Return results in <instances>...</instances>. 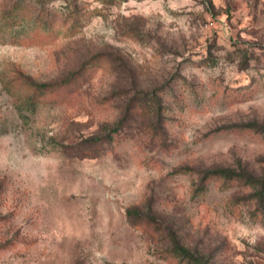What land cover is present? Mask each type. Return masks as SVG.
<instances>
[{"label": "rangeland", "instance_id": "rangeland-1", "mask_svg": "<svg viewBox=\"0 0 264 264\" xmlns=\"http://www.w3.org/2000/svg\"><path fill=\"white\" fill-rule=\"evenodd\" d=\"M14 1L18 23L0 21V264H186L161 254L172 235L207 264H264V212L233 201L246 187L192 194L206 168L264 167V137L221 128L264 124V0H0V14ZM92 56L73 92L34 111L4 86L16 68L55 80ZM134 205L158 228L131 223Z\"/></svg>", "mask_w": 264, "mask_h": 264}, {"label": "trees", "instance_id": "trees-1", "mask_svg": "<svg viewBox=\"0 0 264 264\" xmlns=\"http://www.w3.org/2000/svg\"><path fill=\"white\" fill-rule=\"evenodd\" d=\"M18 1H14L12 6L5 9L1 14V22L12 27L18 20L16 19V8ZM35 31V30H34ZM32 38L33 35H32ZM99 57L92 56L84 60V62L75 70L67 75L55 80H38L27 74L25 71L16 68L13 73L6 77L4 86L20 97L21 105L18 111L22 114L24 110L34 111L40 103L62 101L79 86L80 81L84 78L93 66L97 63ZM246 85L238 86L235 89H243ZM142 100H151L153 96L140 95ZM229 130H250L264 137V124L256 120L230 123L222 126ZM5 129H2L3 132ZM259 162L264 166V155L261 156ZM176 170L184 171L186 167H177ZM198 182L193 186L192 194H203L208 188L211 181H217L220 188H229L232 185L244 186L248 189L242 195L234 197V202L240 200L250 202L257 210L264 212V167L261 171L256 172L251 169L246 162L238 160L235 165H220L206 168L200 171ZM128 219L131 223L145 222L151 224L155 229L158 228L157 217L150 213H142L138 206H129L126 210ZM171 245L162 248L161 254L164 257L172 258L178 262L186 264H207L208 260L204 255L195 253L190 248L183 245L179 239L172 235Z\"/></svg>", "mask_w": 264, "mask_h": 264}]
</instances>
